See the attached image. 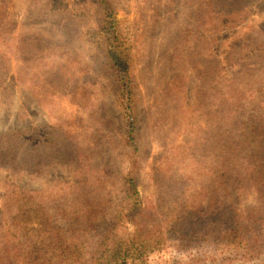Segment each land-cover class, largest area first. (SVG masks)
<instances>
[{
    "label": "rangeland",
    "instance_id": "obj_1",
    "mask_svg": "<svg viewBox=\"0 0 264 264\" xmlns=\"http://www.w3.org/2000/svg\"><path fill=\"white\" fill-rule=\"evenodd\" d=\"M108 1L136 39L130 93L119 89L121 76L97 37L99 0H0V246L28 264V240L6 199L11 186L35 192L34 205L63 236H96L114 223L129 174L147 210L169 208L185 186L200 194L213 186V169L228 159L224 146L241 147L250 135L259 144L234 149L223 184L259 238L264 0L225 1L221 12L230 13L214 15V0ZM199 197L200 209L227 210L213 194ZM259 249L245 260L171 239L148 264H264V243Z\"/></svg>",
    "mask_w": 264,
    "mask_h": 264
},
{
    "label": "trees",
    "instance_id": "obj_2",
    "mask_svg": "<svg viewBox=\"0 0 264 264\" xmlns=\"http://www.w3.org/2000/svg\"><path fill=\"white\" fill-rule=\"evenodd\" d=\"M225 1L229 0H214L212 15L230 13L228 10L221 12ZM99 2L103 17L97 28V37L104 40L110 63L121 76L119 89L130 93L131 71L136 56L135 35L129 25L120 24L122 22L116 18L108 0ZM232 2L230 0L231 4ZM259 51L264 52V41L260 42ZM126 116L130 117L129 114ZM133 124V121H129L131 135L134 132ZM241 141V147L232 141L224 146V157L228 159L223 167L220 164L213 169V186L201 189L203 193L200 194L194 191L192 193L194 187L187 185L174 197L176 200L169 208H162L157 204L147 210L142 204L136 178L129 174L126 178L127 188L118 204L114 223L96 236H89L88 232L76 237L63 236L62 227L54 225L41 205H34L33 199L37 198L34 196L35 192L22 191L11 186L12 191L6 199L14 206L12 223L28 240L30 250L25 251L28 264H148L151 254L163 250L171 239L183 243L196 241L207 244L215 252L240 254L245 260L258 257L261 252L259 242L264 243V219H260L262 231L259 238L253 239L249 235L250 230L244 227L243 216L227 200L229 194L223 184L227 170L232 171L235 164V161L231 163V159H236L233 158L237 153L234 149L240 148L238 152L241 154L256 148L253 142L259 144V138L253 135L249 139L243 137ZM217 155L222 156L215 152L214 156ZM263 161V158L259 159V162ZM254 176L257 182L259 177L264 182L263 173ZM209 194L214 195V204L222 203L227 210L219 205L200 209L195 202L197 197L201 195L199 200H202ZM129 223L133 225L132 232L128 230ZM9 253L4 246H0V264L22 263L18 261V257L17 263H14L8 257Z\"/></svg>",
    "mask_w": 264,
    "mask_h": 264
}]
</instances>
